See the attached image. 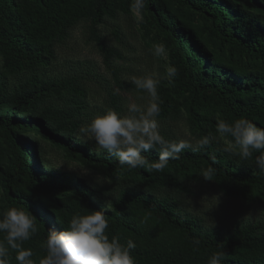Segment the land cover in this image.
<instances>
[{
  "label": "trees",
  "instance_id": "1",
  "mask_svg": "<svg viewBox=\"0 0 264 264\" xmlns=\"http://www.w3.org/2000/svg\"><path fill=\"white\" fill-rule=\"evenodd\" d=\"M0 35L16 50L37 60L55 58V48L69 35L80 20L92 17L100 21L109 0H0ZM183 9L182 14L197 12L209 23L207 35L228 53L242 50L262 65L255 74H247L240 81L235 70H220L223 62L210 54L204 42L183 22L159 2L147 0L146 6L154 13L160 31L170 45L172 65L178 69L173 92H188L185 101L187 115L193 130L209 135L210 118L198 111L201 104H219L221 119L233 122L241 117L256 126L264 120V0H172ZM114 86L118 90L135 89L120 75V67L106 60ZM57 86L68 85L80 97L83 90L72 80H62ZM32 88L8 100H0V108L9 112L0 114V201L8 208L24 207L36 218L38 231L31 237L46 239L48 231L63 230L75 214L103 210L109 221V236L121 243L132 239L136 264H207L215 252L223 251V264H264V219L236 224L227 231L203 228L197 215L183 207L184 196L192 193L190 182H201L202 172L213 169L211 178L225 195L244 200L264 199V169L242 166L226 153L217 141L193 152L184 150L178 159L169 161L161 172L146 169H128L110 154L90 151L88 144L76 141L67 133L66 124L47 120L37 115L34 101L54 85L33 82ZM161 113L171 111V93L163 94L159 87ZM110 104L120 110L121 94L109 93ZM79 104H82L81 102ZM27 108L29 113L18 114ZM34 110V111H33ZM75 120L68 125L75 127ZM51 127V129L49 128ZM17 131L28 133L29 137ZM56 144L81 163L98 168L109 177L132 175L143 186L126 185L112 190L110 186H91L74 172L46 167L43 149L35 134ZM161 135L169 141H179L168 133ZM150 161L158 158V150L143 153ZM6 166V167H5ZM5 168V169H4ZM108 185V184H107ZM6 211L0 205V213ZM147 217L145 220L144 218ZM143 221V222H142ZM4 234L0 233V241ZM37 264L44 255L30 244ZM10 251L11 264H16L15 252Z\"/></svg>",
  "mask_w": 264,
  "mask_h": 264
},
{
  "label": "rangeland",
  "instance_id": "2",
  "mask_svg": "<svg viewBox=\"0 0 264 264\" xmlns=\"http://www.w3.org/2000/svg\"><path fill=\"white\" fill-rule=\"evenodd\" d=\"M146 1L142 12L137 13L132 7L133 0H109L100 21L93 24L92 17L78 21L71 28L68 37L62 43L57 44L55 58L50 61L37 60L21 53L14 46L6 43L0 35V100H8L22 93L26 88H32L33 82L45 81L46 85H54L34 101L37 106L36 113L46 120L49 117L53 120L65 119L59 122L67 125L66 132L72 134L74 138V134L82 123L106 109H113L109 98V93L113 89L121 94L118 111L120 113H126L127 104L130 102L147 103L148 97L145 92L136 88L118 90L105 64L108 60L111 64L119 66L121 77L127 81H131L133 77L163 75L166 66L172 65L168 40L155 22L153 11L147 8ZM231 1L242 3L244 0ZM156 2L187 23L194 34L204 42L209 53L221 58L224 65L219 67L220 70L240 69V72H233L240 77L241 82H245L247 74H255L259 71L262 65L260 59L256 60L242 50L229 54L226 46H217L215 41L207 35L209 23L202 14L188 12L187 15H183L182 7L172 0H153L152 6ZM1 5L0 1V7ZM157 43H163L166 46L168 50L166 58L159 59L151 55L150 49ZM66 79L79 85L84 96L80 97L75 94L68 85H56ZM176 84L177 76L172 84H169L167 80H162L159 85L163 88V94L171 93V111L165 115L160 114L158 117L159 131L171 134L179 140L191 139L194 142L203 135L193 130L189 121L185 107L188 92L184 90L181 94L174 93ZM80 102L82 104H79ZM29 110L32 108L18 111V114L29 113ZM198 111L212 120L208 130L209 135L215 136V117L221 118L219 104L211 105L206 102L198 107ZM8 112L9 108H0L1 115ZM73 120L77 121L75 127L68 125V121ZM259 127L264 128V120ZM17 133L29 137L26 132L17 131ZM32 133L41 143L46 167L72 171L93 187L110 186L112 193L114 189L126 185L143 186V183L132 175L106 176L98 168L87 166L69 156L63 148L44 139L42 134ZM215 141L224 150V147L231 142V138H219ZM0 143L5 147L8 145L1 136ZM87 144L90 151L97 152L94 150L93 141ZM260 154L254 152L251 159L243 162L239 157L232 156L238 164L255 169L257 167L255 159ZM85 172L87 174H84ZM97 178L103 183L98 182ZM189 185L192 193L184 196L183 207L191 214L197 215L203 228L220 229L222 232H227L236 224L264 219L263 198L247 201L241 197L225 195L218 190L213 178H204L201 182H190ZM0 205L5 210L8 209L4 201H0ZM30 242L41 254H46L42 247L44 241L38 236L30 239Z\"/></svg>",
  "mask_w": 264,
  "mask_h": 264
},
{
  "label": "clouds",
  "instance_id": "3",
  "mask_svg": "<svg viewBox=\"0 0 264 264\" xmlns=\"http://www.w3.org/2000/svg\"><path fill=\"white\" fill-rule=\"evenodd\" d=\"M144 6L145 0H133L132 7L137 13L142 12ZM150 53L164 59L168 50L163 43H157ZM177 73L178 69L168 64L163 75L133 77L131 84L147 93V103L130 102L126 113L106 109L96 114L79 126L74 134L76 141L85 144L93 141L95 151L107 152L128 169L161 172L170 160L178 159L182 151L188 149L197 152L219 138L230 137L231 142L224 147L225 152L239 157L242 162L251 159L254 152H259L261 154L256 157L255 163L264 169V128L244 117L229 123L217 116L216 135H206L194 142L191 139L169 141L161 135L158 117L162 101L158 87L162 80L172 84ZM150 150H158L156 160L150 161L143 155ZM201 175L211 179L213 169L210 167ZM108 229L109 221L103 210L75 214L63 230L48 231L42 244L46 254L38 264H136L133 255L136 243L132 239L121 243L118 237L109 236ZM37 231L35 216L24 207H10L0 213V233L4 234L0 241V264H11L10 249L15 252L16 264H37L32 249L23 247L24 242ZM224 259L225 253L218 251L208 258L207 264H223Z\"/></svg>",
  "mask_w": 264,
  "mask_h": 264
}]
</instances>
